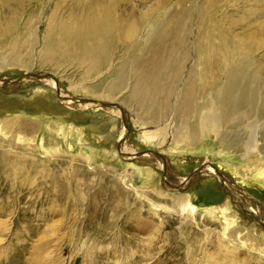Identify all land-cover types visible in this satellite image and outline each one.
Wrapping results in <instances>:
<instances>
[{
  "label": "rangeland",
  "instance_id": "rangeland-1",
  "mask_svg": "<svg viewBox=\"0 0 264 264\" xmlns=\"http://www.w3.org/2000/svg\"><path fill=\"white\" fill-rule=\"evenodd\" d=\"M72 1L19 5L0 0V27L10 26L20 35L17 65H11L9 44L0 43V82L15 83L0 86V264H264V179L254 175L257 163L249 164L243 153L236 157L221 143L224 128L210 125V133L198 142L188 141L181 125L192 116L178 112L173 102L164 113L166 102L159 100V119L153 124L173 118L178 125L169 127L167 135V130L153 132L145 113L125 105L133 79L114 97L123 104L86 92L75 96L67 88L82 84V68L71 61L40 62L38 49L30 45L38 42L32 33L42 36L51 15L66 20L69 13L85 10ZM129 1L136 17L155 2ZM177 1H169L168 11L190 20L188 53L196 59L195 10L201 0ZM244 1L245 6L243 0L219 3L228 16L227 29L243 6L244 14H250L252 4ZM181 3L189 11L181 12ZM259 23L252 19L243 29L236 26L233 35L252 34ZM142 35L141 30L137 38L146 46ZM122 52L121 47L115 61L102 66L85 89L104 92L126 62ZM29 76L34 79L24 82ZM44 78L72 100L110 104L66 108L60 92L44 84ZM21 121L35 128L19 132ZM250 157H257L255 151ZM207 168L257 203L263 222L237 205L227 183L200 172Z\"/></svg>",
  "mask_w": 264,
  "mask_h": 264
},
{
  "label": "bare ground",
  "instance_id": "bare-ground-1",
  "mask_svg": "<svg viewBox=\"0 0 264 264\" xmlns=\"http://www.w3.org/2000/svg\"><path fill=\"white\" fill-rule=\"evenodd\" d=\"M10 1L20 5L30 1L36 3L38 0ZM169 1L155 0L154 7L136 17L137 12L129 0H73L72 3L83 5L85 10L69 13L70 18L66 20L56 14L48 16L43 35L39 34V37L32 33L38 42L30 45L38 49L42 64L58 65L71 61L77 68L83 69L82 84L67 88V93L75 96L86 92L95 96V99L121 102L118 97H114L127 88L128 78L133 79L125 105L141 114L145 113L147 116L144 122L153 132L162 130L164 133L169 127L178 125L173 118L165 124H153L152 121L159 119L156 114L159 100L166 102L162 107L164 113L171 110L170 102H173L178 112L185 111L188 117L192 116V120L188 119L184 126L181 125L182 133L188 141L198 142L204 134L210 133V125L224 128L220 135L221 143L236 157L243 153L241 157L249 164L257 163L259 167L254 168V175L264 179V0H249L252 4L250 14H244L246 1L243 0L244 6L237 16L239 18L228 21V29V16L218 7L222 0H201V5L195 10L196 38L193 50L196 51V59L189 54L192 49L188 47L189 33L185 32L190 20L188 17L182 19L180 16L183 14L176 12L171 15L168 11ZM120 3L124 8L120 7ZM186 8L187 5L182 4L180 11L186 13L189 11ZM252 19L260 20L252 34L241 33L240 37L233 35L234 27L240 26L243 29ZM141 30V38L146 46H142V40L137 38ZM13 33L10 26L6 30L0 27V43L3 46L9 44L13 56L11 65H17L20 35ZM121 47L123 52L120 57L126 62L120 66L118 74L105 91L101 93L100 87L93 91L85 89V83L102 66L115 61L116 52ZM142 47H146L145 50ZM127 62L131 63L130 69L126 68ZM191 63L197 66H191ZM36 76L41 77L40 74ZM33 79V76L25 77L24 82ZM41 81L60 92L66 108H71V104L84 108L110 104L86 99L72 100L71 95L61 92L52 79L44 78ZM14 85L9 81L0 82V86L4 87ZM120 110L124 115L123 110ZM203 126H207V129L204 130ZM19 128V132H29L35 128V124L21 121ZM167 133L170 131L164 134ZM182 133L179 132V135ZM120 137H123L122 132ZM252 151H255L257 157H250ZM1 160L5 162L4 157ZM200 172L215 175L221 182L227 183L228 195L237 205L263 222L262 208L253 200L248 201V197L228 179L215 174L211 168Z\"/></svg>",
  "mask_w": 264,
  "mask_h": 264
}]
</instances>
